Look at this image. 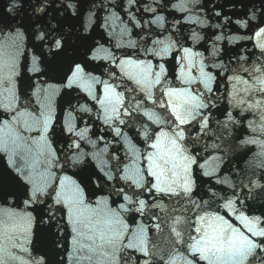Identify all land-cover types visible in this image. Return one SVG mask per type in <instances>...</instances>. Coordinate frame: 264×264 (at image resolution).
<instances>
[{"label": "snow or ice", "instance_id": "1", "mask_svg": "<svg viewBox=\"0 0 264 264\" xmlns=\"http://www.w3.org/2000/svg\"><path fill=\"white\" fill-rule=\"evenodd\" d=\"M140 5L141 0H124L121 4L132 27L144 31L151 24L163 25L165 18L157 14V8L151 6L144 7L143 11L152 13L154 19L145 20L142 24L137 19ZM83 8L82 0H23L22 3L20 0H10L6 8L8 13H27L30 10L31 16L29 24L21 23L11 28L12 35L0 33L7 36V41L0 43V110L8 114L7 119H0V152L8 156V165L16 173L12 175L6 170L0 173V193L6 182H13L21 189L20 195L25 197V208H32L37 216H33L30 211L0 208V264H62L61 261L50 259L47 254L38 258L31 256L29 246L36 223L46 226L42 231L52 236L62 234L65 229L70 230V256L75 264H128V259L124 257L126 250H135L144 257H150L147 239L149 226L141 223L136 229L130 230L121 213L134 211L143 217L154 209H158L162 215L154 212L149 217L153 221L151 226L159 231L163 223L177 248L184 249L183 252L176 251L168 264H177L176 256L179 257V264H264V217L246 215L236 207L237 199L222 197L224 203L219 207L225 210L226 215L208 210L207 200L193 199L197 188L193 169L198 164V158L188 143H196L208 134L211 109L217 106L218 89L214 87L217 75L229 71L227 65L222 62L205 64L202 53L190 47H180L177 41L171 39L167 42L153 39L151 46H147L148 35L140 38L144 46L141 42L129 39L126 43L116 45L117 48L133 49V54L124 56H116L97 42L88 45L83 56L68 60L60 75V85L44 82L36 89V92L43 93L40 111L21 107L16 82L19 75L17 56L25 32L39 42L36 47L40 50L32 55L28 71L47 75L48 66L67 52L70 38L74 35L72 31L65 30V24L75 19L88 30L95 22V10L106 8V5L96 4L93 0L86 16L87 25L84 24ZM184 10L191 9L184 7ZM107 11L109 15L101 26L115 30L120 17L111 9ZM215 15L219 16L220 13ZM260 16L264 17V11ZM189 19L202 26L206 24L198 16ZM249 19L255 20L256 13L252 12ZM225 21L231 23L227 17ZM179 23L175 21L173 27ZM235 23L249 26V20H237ZM119 34L121 38L130 36L131 29L125 25L120 28ZM190 38L193 41L201 39L195 32ZM223 39H226L223 35L215 37V41ZM248 39L254 41V48L259 50L260 57L248 66H245L247 56L236 58L239 67L227 77L230 86L227 99L231 108L240 109L241 113H258L259 119L264 121V19L256 25L253 35ZM174 51H179L180 55L175 57L178 67L173 80L166 62ZM220 51L214 45L212 57H217ZM45 53L51 60L47 59ZM141 53L145 57H153L157 62L140 58ZM98 61H105L109 65L101 75L95 74L101 67L94 63ZM41 64L46 66L45 69H41ZM209 67L221 71L214 74L206 70ZM193 69L196 75H193ZM60 88L87 93L98 106L97 119L102 120L114 138L127 140V134L121 126L137 127L138 118L146 117L157 127L152 128L147 122L138 125L142 131L138 130L137 135L143 139L145 147L140 150L129 141V148L124 154L129 162L123 163L115 153L108 160H103L99 152L83 151L82 141L93 147L97 141L88 138L90 129L87 123L84 128L77 129L69 119L61 126V133L69 134L70 139L66 150L63 147L59 149V152L64 153V162L61 163L62 157L50 139V136L57 135L52 98ZM146 104L151 107L146 108ZM79 107L82 112H92L85 105ZM235 123L237 121L232 112H227L222 127L227 130L229 124ZM33 131L39 135H25ZM103 139V136L97 138ZM249 142L256 143L255 140ZM102 151L107 153V146ZM89 156L92 160H99V171L88 162ZM69 163L73 167H82L73 175L66 172L57 175V171H54L63 172ZM199 167L203 168L204 165ZM212 174L203 173L204 176ZM74 176H79V179ZM117 179L124 181L125 186L112 187L108 195L97 196L94 201L88 199L86 189L94 186L103 192L105 185L111 186ZM218 182L228 183L226 180ZM250 184L264 191V185L255 181ZM126 188L132 190L131 195ZM146 194L153 198L151 203L144 198ZM16 195L15 192H8L4 196L5 204ZM112 195L122 198L124 202L113 208L110 204ZM212 196H216V193L213 192ZM164 198L170 202L174 200L175 205H165ZM34 205L39 207L33 208ZM227 214L234 216L241 227L236 226ZM54 228L57 230L55 233L52 232ZM58 245L59 241L53 240V247ZM25 256L28 258L25 259ZM143 264H150L149 259H144Z\"/></svg>", "mask_w": 264, "mask_h": 264}, {"label": "water", "instance_id": "2", "mask_svg": "<svg viewBox=\"0 0 264 264\" xmlns=\"http://www.w3.org/2000/svg\"><path fill=\"white\" fill-rule=\"evenodd\" d=\"M20 2L22 3L23 0H20ZM92 2L93 0H82L84 4L85 25L88 23L86 16ZM123 2L124 0H95L96 4H105L106 8L95 10V22L88 30H85L81 26V23L75 19L68 21L65 24V30L74 33L70 38V46L66 53L62 54L48 66L47 75L28 71V68L31 67L32 55L38 53L40 50L36 47V44L39 42L31 39L29 33L25 32V39L17 56V71L19 75L16 77V82L21 107L26 106L29 111H40L41 104L43 103V93L36 92V89L42 86L44 82L53 86L60 85L62 83L60 75H62L63 69L66 68L68 60L74 56H83L88 45H95L99 42L114 52L116 56H124L126 54H133V49L126 47L117 48L116 45L126 43L129 39L141 42L140 38L148 35L150 38L147 40V46L152 45L153 39H161L166 42L169 39L177 41L180 47H190L193 51L202 53L205 64L211 65L222 62L230 69L224 72L223 75H217V84L214 86L218 89L216 92L217 106L211 109L208 134L196 143H188V147L198 158V164L193 169L197 181V188L193 194V199L209 201V205L206 206L208 210L220 211L221 215H226L225 210L219 207L224 203L222 197L237 199L236 207L240 211H243L248 216L264 217V191L252 187L250 184L251 181H255L257 184L264 185V127H262L264 121L259 119L258 113H241L240 109L231 108L227 99V91L230 87L227 77L233 75L232 70L239 67L236 58L241 55L247 56L248 61L245 66H248L260 57L259 50L254 48V41L248 39V37L253 35L256 25L260 24L261 20L264 19V17L260 16V13L264 11V0H141L140 12L137 13V19L141 20L142 24L145 20L154 19L152 13L143 11L144 7L151 6L157 8V14L165 18L162 26L151 24L144 31H141L140 28L132 27L127 14L121 9ZM9 3L10 0H0V33H5L7 36L12 35L11 28H15L21 23L25 25L29 24V16H31L30 10L27 13L24 11L8 13L6 8L9 6ZM182 6L191 10L185 11ZM107 9H111L120 17L116 21L117 27L115 30L107 26H101L104 25L105 18L109 15ZM217 12L220 13L219 16L215 15ZM252 12L256 13L255 20L249 19ZM49 15L51 16V13ZM195 16H198L200 20L206 21V24L202 26L189 19V17ZM225 17L229 18L231 23L226 22ZM32 19L34 20L35 17H32ZM237 20H249V26L243 27L238 25L235 23ZM175 21H180V23L173 27ZM125 25L131 29V35L121 38L119 34L120 28ZM216 25H220V27H216ZM193 32L197 33L201 39L193 41L190 38ZM217 35H223L226 39L215 41ZM7 36L0 35V43L6 42ZM141 44L144 46L143 42ZM214 45L221 50L220 54L215 58L211 55ZM179 55V51H174L167 58L166 62L169 74L173 80L175 69L178 67L175 57ZM45 56L48 60H51V57L47 53H45ZM140 58L153 59V63L157 62L153 57H145L142 53L140 54ZM94 63H98L101 66L100 70L95 73L96 75H101L103 69L109 66L105 61ZM40 67L41 69H45L46 66L41 64ZM206 70L212 71L214 74L221 71L220 69L211 67ZM196 74V70L193 69V75ZM103 78L107 79L106 76ZM177 86H179L178 83ZM52 105L55 110L57 135L50 136V139L53 142V147L58 149V154L62 157L61 163L64 162V153L59 152V149L63 147L66 150L67 143L70 142L69 134L61 133V126L69 119L72 120L77 129L84 128L87 123L90 129L87 133L88 138L97 141L95 147L82 141L83 151L88 153L99 152L100 159L103 160H108L111 154L115 153V155L121 157L123 163L129 162V158H126L124 155L129 148V141L140 150H143L145 147L143 139L137 135L138 130L142 131V129L138 128V125L141 122H147L152 128L157 127L147 121L146 117L138 118L136 121L137 127L121 126L127 134V140L124 138H114L102 120L97 119L98 106L88 97L87 93L81 92L78 89L60 88L52 98ZM80 105L91 108V114L80 111ZM145 107L150 108L151 105L146 104ZM229 111L232 112L237 123L229 124L228 129L225 130L222 127V123L226 120V113ZM69 113H71V116H69ZM7 118L8 114L0 110V119ZM194 133L195 130H193ZM25 135L36 137L39 133L33 131L25 133ZM100 136H103L104 139L97 140ZM252 140H255L256 143L249 142ZM213 145H216V147H213ZM105 146L108 148L107 153L102 151ZM88 162L99 171L97 167L99 160H92L89 156ZM201 164L204 165L203 168L199 167ZM81 167V165L73 167L69 163L63 172L55 169L54 171H57V175H63L65 172L68 175H73L79 172ZM213 169H215L214 172ZM5 170L11 172L12 175H16L8 165V156L0 152V173H4ZM204 172L213 174L204 176ZM74 178L79 179V176H74ZM221 180H226L228 183H219L218 181ZM123 186H125L124 181L117 179L111 183V186L105 185L103 192H100L93 186L86 189V194L89 200L94 201L97 196L108 195L112 187ZM209 189H211V192ZM126 191H128L129 195L132 194L131 189L126 188ZM8 192H15L17 195L10 198L7 204H5L4 196ZM20 192L21 189L16 184L10 181L6 182L3 192L0 193V208H8L15 211H30L33 216H37V213L32 208H25L23 204L25 197L20 195ZM213 192L216 193L214 197L212 196ZM144 198L148 199L150 203L153 199L147 196V194ZM123 202L122 198L115 195L110 197V204L113 208H116L119 203ZM163 203L169 207L175 205L174 200L170 202L167 198H164ZM38 207V205L33 206V208ZM154 212L156 215H162L158 209L147 212L143 217L134 211L121 213L130 230L136 229L141 223L149 226L147 239L151 256L144 257L138 251L126 250L124 257L128 259V264H143L144 259H149L150 264H168L169 259L175 255L176 251H184L182 247L177 248L173 243L169 229L163 223L159 231L151 226L153 221L149 217ZM227 215L236 226L241 227L239 221L234 216L231 214ZM43 227L46 226H41L38 223L33 225L32 244L29 246L31 256L38 258L41 255L47 254L50 259L61 261L62 264H75L73 258L70 256L72 251L71 244L69 243L71 237L70 230L65 229L62 234L52 236L50 233L42 231ZM56 231L55 228L52 230L54 233ZM53 240L59 241L57 247H53ZM17 254L24 255L21 253ZM27 258L25 256V259ZM175 258L177 264H179V257L176 256Z\"/></svg>", "mask_w": 264, "mask_h": 264}]
</instances>
